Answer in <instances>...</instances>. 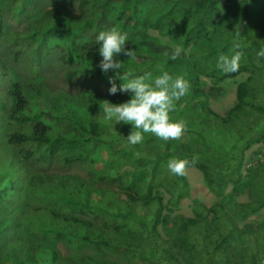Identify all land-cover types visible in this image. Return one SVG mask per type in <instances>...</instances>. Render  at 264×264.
I'll use <instances>...</instances> for the list:
<instances>
[{
  "label": "trees",
  "instance_id": "obj_1",
  "mask_svg": "<svg viewBox=\"0 0 264 264\" xmlns=\"http://www.w3.org/2000/svg\"><path fill=\"white\" fill-rule=\"evenodd\" d=\"M151 1L77 0V12L71 15L60 7L35 13L33 0H0V52L5 42L11 59L21 66L24 74L21 79L12 78L6 62L0 58V264H103L109 261L107 251L142 254L143 250L136 240L139 233L132 229L127 219H123L128 210L115 201L118 195L124 196V201L132 206L147 202L155 204L153 223L146 228L144 238L152 241L147 257L153 256L161 264H181V259L187 260L186 253L201 259L202 264H259L249 249L247 256L237 253L235 246L228 241L237 239L244 242L247 228H238L236 220L244 211L264 206L263 159L255 157L258 164L247 174L234 170L233 190L236 193L243 188L253 190L257 196L253 204L232 199L234 202L224 200L214 206H203L205 211L213 212L210 220L204 213H197L196 218L176 216L170 225L174 227L172 233L161 240L156 231L161 205L159 198L151 196L150 188L142 187V180L130 183L127 177L111 175L106 167L103 170V167L99 169L97 166L99 143L120 153L127 152L121 144L122 138L114 136L112 121L102 120L104 100L117 104L126 102L132 96L130 92H108L111 86L109 77L115 80L118 87L121 81L114 70L104 73L99 67L102 57L95 37L101 30L116 26L121 32L128 31L125 47L133 49L135 57L114 54L113 59L121 62V73L133 70V74L142 75L147 68L160 63L169 73L182 72L185 77H190L192 70L188 63L195 66L192 64L195 60L191 63L182 51L178 58L171 59L167 49L172 48H160L154 38L145 33L135 35L134 29L137 28L129 23L128 15L136 26L141 23L144 28L150 26L161 30L163 27L181 49L192 42H202L210 50L219 48L216 42L220 44L219 49L227 45V40L218 42L213 39L214 31L219 29L216 17L218 24L224 25L225 17L234 21L239 15L242 21H236L237 30L240 37H244L243 45L257 52L261 49L248 45L253 37L261 40L264 37V9L259 18L254 16V12L251 13L253 0H192L189 6H193L196 12L192 24L188 23L181 29L174 28L173 31V9L185 0H166L165 10L171 16L165 15L156 20L144 14L146 4L149 6ZM222 2L224 8L229 6L225 8L228 16L222 15ZM231 7H236L235 11H230ZM5 10L24 22L21 31L8 37L3 19ZM97 18L100 22L94 23ZM60 44L66 63L64 81L92 86L85 87L80 94L72 95L64 89L50 90L43 79L45 55L50 47ZM234 75L235 72L222 73L215 76L214 81ZM251 78L249 76L237 84L236 102L225 116L204 104L207 117L225 129H232V117L251 104L248 96L252 99L256 96L249 85ZM100 83L108 85L106 91L94 88ZM203 94L202 89L192 87V99ZM252 105L260 112L263 122L264 107L255 103ZM257 122L255 119L247 124L249 129L244 133L251 131V135L246 138L243 133L237 137L234 147L243 139H246L245 147L260 139L264 127L259 137L252 138L257 133L254 127ZM188 150L187 157H184L190 162L188 166L198 168L211 187L219 183L216 191L221 194L220 182L225 175L218 174L210 166V157L201 155L195 158L194 149L189 147ZM229 151L231 158L234 152ZM193 158L195 163H192ZM28 160L44 171L25 169ZM54 165L62 170L75 165L86 166L92 174L89 178L92 177L94 182L46 171ZM98 172L103 173L94 177ZM177 177L185 184V175ZM95 181H99L100 188L90 186ZM113 181H117L115 189L110 187ZM81 188L89 192L88 196L83 191L84 197L78 198ZM218 210L225 217L226 224H230L226 231L220 230ZM163 221L165 224L167 218ZM145 222L147 225L148 222ZM259 228H264V224H259ZM207 244H213V247L208 249ZM158 248L160 256L157 255ZM106 264L118 263L112 261Z\"/></svg>",
  "mask_w": 264,
  "mask_h": 264
},
{
  "label": "rangeland",
  "instance_id": "obj_2",
  "mask_svg": "<svg viewBox=\"0 0 264 264\" xmlns=\"http://www.w3.org/2000/svg\"><path fill=\"white\" fill-rule=\"evenodd\" d=\"M168 1V0H167ZM166 0H152L151 4L144 8V14L148 15L153 20L157 18H162L165 15L171 16V14L166 13L165 3ZM192 0H185L181 5L176 6L173 9L174 19L171 21V30L174 28L181 29L185 27L188 23L191 25L193 22V17L195 16V11L193 6H189ZM223 2L221 3V12L223 16H228V12L224 8ZM257 6L259 8H257ZM52 7H60L71 15L76 14L78 2L77 0H33V10L34 12H39L41 10L50 9ZM236 7H231L229 10L235 11ZM264 9V0H253V6L251 13L254 12V16L258 17L261 14V10ZM220 16V15H219ZM237 15L236 20L232 21L224 18V25L218 24V17H216L215 22L219 29L214 31L213 39L220 42L222 39L227 40L224 48H220V44L216 42L219 46L214 50L207 49L206 46L202 45V42H192L189 46L182 49L184 57L191 61H194L195 66L191 67L192 72L189 74L190 77H185L182 72L170 73L173 76H183L189 82L190 88L187 94L180 100L175 102V111L170 113L173 120L182 119L186 122L187 128L180 140H168L163 141L158 139L156 136L150 133H144V140L140 144L130 145L127 141L128 134L132 131V125L130 123H115L112 121L111 127L113 128L114 136L122 138V146H124L127 152L120 153L114 148L104 144L99 143L97 147L98 155L96 156L97 166L99 169L105 167L109 170L111 175H121L127 177L130 183L135 180H142V187L146 189L150 188L151 196H157L161 201L159 212V222L156 225V231L160 235V240L164 239L170 233H172V228H174L171 222L176 216H184L190 218H196L197 213H204L207 218L212 219L213 212L205 211L203 206L210 207L214 206L220 201L234 202H248L253 204L256 200L255 192L253 190H248V188H243L240 192L236 193L233 190L235 172L238 169L241 174H247L257 166V161L255 157L264 160V133L257 141H252L249 145L245 147L246 139L240 140L235 147L233 144L236 142L237 137L243 135L245 130L249 129L248 123H252L255 119L258 120L254 123V127L257 130L252 138L256 139L261 134V129L264 127V121L260 116L258 109L254 108L252 104H260L264 107V57H259L257 51L244 46L242 39L237 35V22L242 21V18ZM128 21L134 26L135 35H140L145 33L146 35L154 38L158 43L160 48H171V45H176L181 48V46L170 38L168 32L162 27L161 30L158 28L144 26L140 23L139 26L132 23L131 16L128 15ZM4 24L6 34L10 36L16 32H19L24 27V22L17 17L10 16L8 10L4 12ZM238 20V21H237ZM257 20V19H256ZM100 22V19H96L94 23ZM237 21V22H236ZM210 32L212 28H209ZM128 35V31H126ZM239 41L242 45L241 51L243 56L240 60L239 70L235 72L234 76L224 77L220 80L214 81V77L221 75L219 69L216 66L218 56L220 53H225L231 55L229 49L233 47V42ZM262 42V43H261ZM249 46H255L259 48H264V37L261 39L252 38L248 42ZM63 46L54 45L49 48L45 58L43 60V79L48 85L50 90L64 89L66 92L77 95L80 94L81 90L85 87H92L81 85L79 82L66 83L63 79V74L66 68V63L64 61ZM171 54L172 49H167ZM190 53L193 55L191 56ZM0 58L3 59L9 70V74L12 78L21 79L23 77V70L21 66L14 62L9 54L8 46L5 42L2 43V48L0 52ZM162 63V62H161ZM164 70L163 66L156 63L154 67L147 68L146 72L152 73L153 77L160 73V70ZM213 72V73H212ZM139 75V74H134ZM213 75V77H212ZM252 77L250 81V86L255 90L256 96L252 99L248 96V102L251 104L244 107L243 111L238 115L232 117L231 125L232 129L228 130L225 127H221L217 122L209 119L204 111V104L207 105L215 113L225 116L227 111L236 102V88L240 81ZM192 87H197L202 89L204 92L203 96L193 98ZM96 90L106 91L108 85L98 84L94 86ZM130 92V91H129ZM129 94L132 95L130 92ZM105 121V119H102ZM253 120V121H251ZM238 129V130H237ZM241 129V130H240ZM244 133L246 138L251 134ZM238 145V146H237ZM194 149L192 153L197 156L204 155V157H210L214 169L218 174L225 175L224 180L220 182L222 187V193L218 194L217 186L219 183L211 187L208 185L203 178L202 172L194 167L188 166L186 170V181L183 184L177 176L173 175L168 167V160L176 156L180 159H184L188 155V148ZM234 152L230 156V151ZM236 150V151H235ZM139 152V157L137 158L134 153ZM206 155V156H205ZM259 159V160H260ZM25 169L29 171H44L35 162L28 160L25 164ZM47 172L59 173L62 175H67L76 179H89L94 182L93 179L89 178L92 174L86 166L75 165L67 170H62L57 166H52L46 170ZM103 172H98L93 176L98 177ZM224 183V184H223ZM95 188H100L99 181H95V184L90 183ZM112 188H117V181L111 182ZM88 188V187H87ZM90 188V187H89ZM88 188V189H89ZM213 188V189H212ZM82 191L77 193L78 198H83L84 188ZM85 196H88L89 192H84ZM124 196L118 195L115 201L121 206V208H127L128 212L125 213L123 219H127L132 225V229L139 233V237L136 239L140 244V249L143 253H136L132 251L115 250L107 251V258L109 261H115L118 264H161L157 258L147 257L150 253V245L152 241L150 239L144 238L146 228L150 226L154 217L155 204L134 205L124 201ZM218 209V208H217ZM219 216L220 230L226 231L230 224H226L225 217L220 214V210L217 212ZM157 218V217H156ZM164 218L167 221L164 224ZM147 221V225L146 222ZM163 223V224H162ZM259 224H264V206L255 210L249 209L244 211L236 220V226L240 229L247 228V233L244 232V242H238L237 239H229V243L235 246L237 253H243L245 256L248 255V249L250 253L255 255L256 260L259 264H264V228H259ZM167 226H170L169 228ZM253 231V232H250ZM215 236V235H214ZM201 242V239H199ZM208 249L213 247V244H207ZM232 248V247H231ZM63 251L64 248H62ZM67 250V249H66ZM106 254V253H105ZM196 254V253H193ZM205 254V253H204ZM157 255H161V250L158 248ZM187 260L181 259V264H202L201 259L197 257L192 258L188 253L185 254ZM201 256V255H199ZM244 257V256H243ZM242 257V258H243ZM180 258V256H179ZM166 262V261H165ZM233 264V263H231Z\"/></svg>",
  "mask_w": 264,
  "mask_h": 264
},
{
  "label": "clouds",
  "instance_id": "obj_3",
  "mask_svg": "<svg viewBox=\"0 0 264 264\" xmlns=\"http://www.w3.org/2000/svg\"><path fill=\"white\" fill-rule=\"evenodd\" d=\"M239 35V32L237 33ZM99 54L102 60L99 67L102 72L107 73L114 70L121 84L117 86L115 80L109 77L110 87L108 92L116 94L120 92H131L129 100L122 103H111L104 100L102 111L106 122L130 123L132 131L127 136L130 145L140 144L144 140V133H150L163 141L180 140L184 135L187 125L182 119L173 120L170 113L175 111V102L184 97L189 88V82L183 76H173L162 69L153 77L152 73L146 72L142 75H134L133 70L120 72L122 65L120 61L114 60V54L124 53L134 58L135 51L125 47L128 41L127 33L121 32L116 26L101 30L95 37ZM239 41L233 42L229 54L220 53L216 62V68L228 74L239 70L240 60L243 56ZM171 59L180 56L182 49L171 45ZM264 57V48L257 53ZM138 158L139 152L134 153ZM189 160L171 157L167 162L169 171L175 176L186 175ZM192 163H195L193 158Z\"/></svg>",
  "mask_w": 264,
  "mask_h": 264
}]
</instances>
